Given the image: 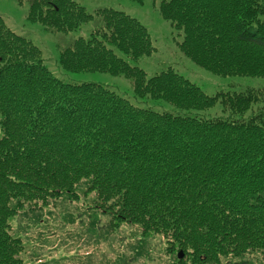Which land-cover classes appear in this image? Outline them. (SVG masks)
I'll list each match as a JSON object with an SVG mask.
<instances>
[{
  "label": "trees",
  "instance_id": "1",
  "mask_svg": "<svg viewBox=\"0 0 264 264\" xmlns=\"http://www.w3.org/2000/svg\"><path fill=\"white\" fill-rule=\"evenodd\" d=\"M26 1V18L51 31L92 23L62 46L60 66L122 74L137 96L168 108L55 76L40 48L0 16V264H30L20 256L14 214L23 206L43 212L63 199H81L75 207L91 222L108 215L113 225L134 224L135 255L155 232L168 241L170 264L256 257L264 264V106L254 110L257 96L206 93L170 66L147 75L128 59L153 51L150 34L121 9ZM157 9L197 65L264 76V0H157ZM215 105L221 112L210 114ZM66 210L62 220L79 216Z\"/></svg>",
  "mask_w": 264,
  "mask_h": 264
},
{
  "label": "rangeland",
  "instance_id": "2",
  "mask_svg": "<svg viewBox=\"0 0 264 264\" xmlns=\"http://www.w3.org/2000/svg\"><path fill=\"white\" fill-rule=\"evenodd\" d=\"M75 1L82 4L88 12H93L102 6L121 9L146 26L154 46L153 51L128 61L142 67L147 75L170 66L196 83L206 93L211 94L217 90L232 92L248 89L253 92L252 95L257 96L252 102L254 110L258 107L260 110L264 106V76L220 75L194 63L179 50L177 42L181 39V32L160 15L157 0ZM27 9L26 0H0V16L5 24L29 38L40 48L44 63L55 76L73 82H98L138 105H149L156 109L168 108V105L160 101L137 96L130 80L122 74L64 69L57 62L60 49L75 36L86 35L92 23L85 22L80 29L69 32L51 31L38 21L28 20ZM212 109L210 114L221 112L219 105H215ZM80 201L81 199L74 202L64 199L61 202L52 201L53 204L44 205L43 212L30 210L32 209L30 206L26 208L23 206L21 209L26 210L25 214L24 211L14 214L10 223L16 227L14 234L18 235L21 241L20 256L24 263L170 264L167 250L169 244L162 233L154 232L143 236L146 240L141 248V254L135 255L137 249L135 238L138 237V229L134 224L120 222L113 225L108 215L101 216L98 222H91L88 216L79 214V209L75 207ZM63 210L73 211L79 216L73 219L71 215V221L62 220L60 214H63ZM68 216L67 214L66 217ZM91 223L95 224L93 228ZM247 263L262 264L258 257L254 258V261L250 258ZM222 264L227 263L222 260Z\"/></svg>",
  "mask_w": 264,
  "mask_h": 264
},
{
  "label": "water",
  "instance_id": "3",
  "mask_svg": "<svg viewBox=\"0 0 264 264\" xmlns=\"http://www.w3.org/2000/svg\"><path fill=\"white\" fill-rule=\"evenodd\" d=\"M182 256V252H178V257H181Z\"/></svg>",
  "mask_w": 264,
  "mask_h": 264
}]
</instances>
